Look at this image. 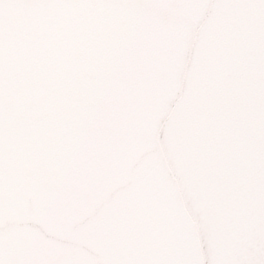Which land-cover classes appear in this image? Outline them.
Here are the masks:
<instances>
[{
	"label": "water",
	"instance_id": "1",
	"mask_svg": "<svg viewBox=\"0 0 264 264\" xmlns=\"http://www.w3.org/2000/svg\"><path fill=\"white\" fill-rule=\"evenodd\" d=\"M0 264H264V0H0Z\"/></svg>",
	"mask_w": 264,
	"mask_h": 264
}]
</instances>
